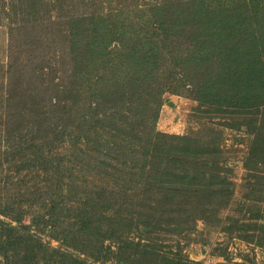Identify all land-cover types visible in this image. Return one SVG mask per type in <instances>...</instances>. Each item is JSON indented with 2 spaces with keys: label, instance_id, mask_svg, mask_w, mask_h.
I'll return each instance as SVG.
<instances>
[{
  "label": "rangeland",
  "instance_id": "obj_1",
  "mask_svg": "<svg viewBox=\"0 0 264 264\" xmlns=\"http://www.w3.org/2000/svg\"><path fill=\"white\" fill-rule=\"evenodd\" d=\"M179 1L165 0L166 7ZM70 3L0 0V264H264V108L216 111L185 88L164 94L154 130L181 139L164 151L184 147L188 164L177 180L187 191L182 198V190L162 196L151 171L140 181L138 169L97 146L101 136L85 133L74 141L77 122L59 125L61 131L69 126L65 134L51 133L61 115H75L72 98L53 112L44 102L37 116L36 102L51 100L52 78L66 90L71 62L63 27L55 26ZM117 3L146 8L163 2L84 0L73 11L116 10ZM163 13L167 38L188 48L195 34L170 7ZM49 39L54 57L40 60ZM215 88L203 89L214 98ZM162 145L157 139L154 146ZM209 161L211 168L199 167ZM191 167L203 176L193 178Z\"/></svg>",
  "mask_w": 264,
  "mask_h": 264
},
{
  "label": "trees",
  "instance_id": "obj_2",
  "mask_svg": "<svg viewBox=\"0 0 264 264\" xmlns=\"http://www.w3.org/2000/svg\"><path fill=\"white\" fill-rule=\"evenodd\" d=\"M162 2L146 8L117 3L116 10L74 14L73 9L84 0H71L69 12L61 17L64 20L54 25L63 27L71 62L66 90H59L56 78H52L49 105L44 98L36 102V108L39 117L44 102L53 112L64 99L72 98L75 115H61L54 129L50 128L51 133L65 134L69 126L61 131L59 125L77 122L74 127L79 134L74 141L85 133L101 136L102 142L96 145L108 148L131 170L138 169L140 181L151 171L155 183L161 185L159 190L165 191L162 196L171 198L182 190L184 193H178L182 198L187 191L178 189L177 180L188 164L182 153L184 147L181 143L177 150L164 151L171 142L181 139L154 130L162 98L166 93L178 95L185 88L192 100L216 111L247 114L264 108V0H180L169 6L183 29L191 36L195 34L196 38L186 43L188 48L167 38L160 24L169 7L165 0ZM114 44L118 48L110 51ZM52 45L50 40L47 46H41L40 60L54 57L56 46ZM210 84L218 87L214 98L203 89ZM148 119L150 128L146 126ZM83 125L84 130H80ZM157 139L163 143L161 147L154 146ZM186 140L190 144L191 140ZM212 165L209 161L199 167ZM191 168L192 177L198 180L203 176L199 169ZM162 205L171 206V200ZM83 233L87 234L86 230ZM141 252L149 254L148 249ZM162 264L188 263L163 260Z\"/></svg>",
  "mask_w": 264,
  "mask_h": 264
}]
</instances>
